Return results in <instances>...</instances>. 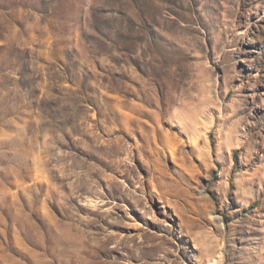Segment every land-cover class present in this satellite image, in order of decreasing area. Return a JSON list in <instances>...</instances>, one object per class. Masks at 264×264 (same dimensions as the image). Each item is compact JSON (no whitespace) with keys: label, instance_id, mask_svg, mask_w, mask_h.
<instances>
[{"label":"rangeland","instance_id":"1","mask_svg":"<svg viewBox=\"0 0 264 264\" xmlns=\"http://www.w3.org/2000/svg\"><path fill=\"white\" fill-rule=\"evenodd\" d=\"M0 264H264V0H0Z\"/></svg>","mask_w":264,"mask_h":264}]
</instances>
